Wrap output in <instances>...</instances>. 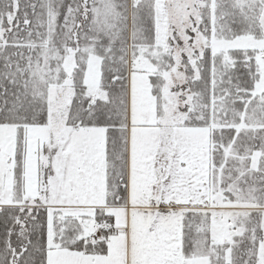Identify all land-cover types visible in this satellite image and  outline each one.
Masks as SVG:
<instances>
[{
    "label": "snow or ice",
    "instance_id": "1",
    "mask_svg": "<svg viewBox=\"0 0 264 264\" xmlns=\"http://www.w3.org/2000/svg\"><path fill=\"white\" fill-rule=\"evenodd\" d=\"M0 264H264V0H0Z\"/></svg>",
    "mask_w": 264,
    "mask_h": 264
},
{
    "label": "trees",
    "instance_id": "2",
    "mask_svg": "<svg viewBox=\"0 0 264 264\" xmlns=\"http://www.w3.org/2000/svg\"><path fill=\"white\" fill-rule=\"evenodd\" d=\"M2 233H3V227L2 225H0V235H2Z\"/></svg>",
    "mask_w": 264,
    "mask_h": 264
},
{
    "label": "rangeland",
    "instance_id": "3",
    "mask_svg": "<svg viewBox=\"0 0 264 264\" xmlns=\"http://www.w3.org/2000/svg\"><path fill=\"white\" fill-rule=\"evenodd\" d=\"M23 2H26V0H22V3H23Z\"/></svg>",
    "mask_w": 264,
    "mask_h": 264
}]
</instances>
